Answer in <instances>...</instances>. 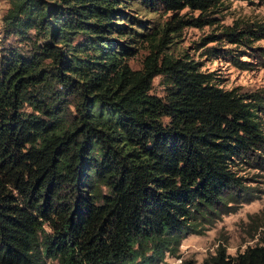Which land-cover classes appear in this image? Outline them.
<instances>
[{"label":"trees","instance_id":"trees-1","mask_svg":"<svg viewBox=\"0 0 264 264\" xmlns=\"http://www.w3.org/2000/svg\"><path fill=\"white\" fill-rule=\"evenodd\" d=\"M5 1L25 48L0 56V264L180 260L186 238L264 197V94L167 53L216 27L203 57L264 68V24L218 27L223 0ZM261 241L202 264H264Z\"/></svg>","mask_w":264,"mask_h":264},{"label":"rangeland","instance_id":"rangeland-1","mask_svg":"<svg viewBox=\"0 0 264 264\" xmlns=\"http://www.w3.org/2000/svg\"><path fill=\"white\" fill-rule=\"evenodd\" d=\"M9 8L5 0H0V56L6 48H20L25 46L19 39L6 36L2 27V18ZM223 21L220 26H231L234 23H262L264 24V5L257 1L223 0ZM149 15L146 18H153ZM165 19V17L163 18ZM214 28L185 29L167 51L174 57L187 54L193 60L202 64V72L214 73L221 88L230 90L241 88L245 92L260 91L264 94V68L254 64L247 71H240L232 65L220 60H211L203 57V50L199 45ZM264 48V41L255 44ZM148 55L145 49H140L136 56L128 60L131 69H142L143 62ZM252 62V61H250ZM152 94L158 97L164 95L162 81L157 78L153 82ZM264 238V197L249 205H244L235 214L225 216L208 228L204 236H189L180 247L181 259L166 258L163 264H181V260H188L194 264H202L208 257L214 255L220 247L226 249L229 256L235 257L248 247L262 244ZM45 264H59L56 261H46Z\"/></svg>","mask_w":264,"mask_h":264}]
</instances>
